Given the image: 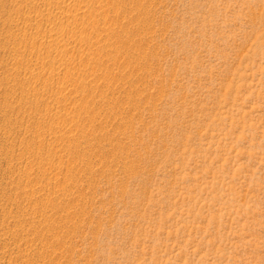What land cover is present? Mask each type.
<instances>
[{
	"label": "rangeland",
	"instance_id": "obj_1",
	"mask_svg": "<svg viewBox=\"0 0 264 264\" xmlns=\"http://www.w3.org/2000/svg\"><path fill=\"white\" fill-rule=\"evenodd\" d=\"M0 264H264V0H0Z\"/></svg>",
	"mask_w": 264,
	"mask_h": 264
},
{
	"label": "bare ground",
	"instance_id": "obj_2",
	"mask_svg": "<svg viewBox=\"0 0 264 264\" xmlns=\"http://www.w3.org/2000/svg\"><path fill=\"white\" fill-rule=\"evenodd\" d=\"M59 40V39H58ZM61 41V40H60Z\"/></svg>",
	"mask_w": 264,
	"mask_h": 264
}]
</instances>
